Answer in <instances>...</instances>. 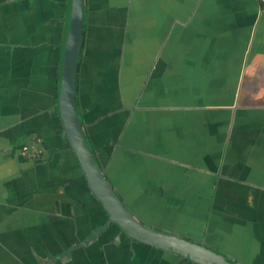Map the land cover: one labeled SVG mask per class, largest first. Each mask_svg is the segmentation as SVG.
I'll return each mask as SVG.
<instances>
[{"label":"crops","instance_id":"0c3cea01","mask_svg":"<svg viewBox=\"0 0 264 264\" xmlns=\"http://www.w3.org/2000/svg\"><path fill=\"white\" fill-rule=\"evenodd\" d=\"M65 2L0 0V264H196L132 240L87 184L57 107ZM83 10L77 113L123 204L158 232L264 264L261 3Z\"/></svg>","mask_w":264,"mask_h":264},{"label":"water","instance_id":"95a60500","mask_svg":"<svg viewBox=\"0 0 264 264\" xmlns=\"http://www.w3.org/2000/svg\"><path fill=\"white\" fill-rule=\"evenodd\" d=\"M84 0H66L57 82V107L64 136L76 155L84 178L105 208L108 221L137 242L173 252L196 264H238L225 254L176 234L158 232L129 211L112 188L90 150L76 108V75L83 32Z\"/></svg>","mask_w":264,"mask_h":264},{"label":"built area","instance_id":"2783aa9c","mask_svg":"<svg viewBox=\"0 0 264 264\" xmlns=\"http://www.w3.org/2000/svg\"><path fill=\"white\" fill-rule=\"evenodd\" d=\"M258 1L261 3L262 7L264 8V0H258ZM30 149H31L30 146L25 144L21 147V153L23 155H27L30 152Z\"/></svg>","mask_w":264,"mask_h":264}]
</instances>
